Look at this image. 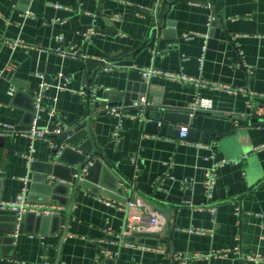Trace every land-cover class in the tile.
Returning <instances> with one entry per match:
<instances>
[{
    "label": "crops",
    "instance_id": "crops-1",
    "mask_svg": "<svg viewBox=\"0 0 264 264\" xmlns=\"http://www.w3.org/2000/svg\"><path fill=\"white\" fill-rule=\"evenodd\" d=\"M67 45L82 56L58 49ZM146 67L194 79L147 81ZM217 85L260 94L252 103L264 110V0H0V122L67 123L74 143L53 136L62 148H98L110 168L95 169L101 189L75 190V165L57 160L50 141L31 151L27 136L0 133V200L25 191L31 204L61 208L24 212L19 232L16 211L1 209L0 264H264V114H251L248 92ZM198 94L212 110H158L155 126L131 110L137 95L191 110ZM106 105L128 113L116 135ZM182 125L196 131L184 141ZM108 198L140 199L157 229L123 234L127 211Z\"/></svg>",
    "mask_w": 264,
    "mask_h": 264
},
{
    "label": "built area",
    "instance_id": "built-area-1",
    "mask_svg": "<svg viewBox=\"0 0 264 264\" xmlns=\"http://www.w3.org/2000/svg\"><path fill=\"white\" fill-rule=\"evenodd\" d=\"M95 32V27L91 26L87 29V31L84 33V38L89 39L91 34ZM187 37L189 35H186ZM59 40H63L62 35H58ZM64 55H71L74 57L77 56H82V53H80L77 49L76 45H67L64 47H59L58 48ZM103 67L105 69H109V64L108 61L103 59ZM143 77L145 80L149 81L152 76L157 75V74H162L170 77H177L183 80H193V77H190L186 74H177L172 71H162L159 69L151 68V67H146L142 69ZM41 77L43 76V73H38ZM60 76H64L63 73H60ZM66 80L70 79V76L65 75L64 76ZM39 90L36 91L37 95H41L42 92H44L47 88V84L42 81L39 85ZM218 87H224L228 89L229 91H246L249 93V96L251 97V100H249V105L251 106L252 115H263L264 110L262 107L260 108H254L253 103H252V97L257 96L260 94H257L256 92L253 91H247V89L243 87H238V86H230V85H217ZM97 87H93V91H96ZM93 93V92H92ZM264 96V95H263ZM142 99L146 101V97L142 96ZM36 107L39 110L41 108L40 103L36 102ZM213 107V102L211 99L207 97H203L200 94H198L193 101L190 104V109H191V114H193L196 111L199 110H212ZM100 110H104L106 112H109L115 116L118 117L119 122L117 124V129L115 131V135L118 134V127L121 125L122 118L124 115H127L125 111L121 107L118 106H112V105H106L103 106ZM51 113H54L53 110H51ZM37 118L39 117V114H37ZM37 118H35L33 124L30 127H17L9 123H4L0 122V133L3 132H16L20 133L22 135L27 136L30 139V148L31 151L34 150V141L37 139H45L50 141V144L53 149H57V151L60 153L61 148H62V140H57L56 138H53V136H65L67 137L71 127L67 123H59L58 126L54 128H50L49 126H40L37 124ZM189 130V127L187 125H182L180 127V135L182 138V141H184L185 136L187 135ZM264 146V145H263ZM27 158L29 162L33 161V155L31 152L28 153ZM225 162H227L226 159H220L217 161V165H223ZM212 175L211 178L207 181V187L208 189L211 188L212 186ZM108 202H112L115 204H118L120 207H123L127 211V220L126 224L123 228V234H131L133 231L141 230L140 228L143 227V225H147L146 228L149 231H154L157 229L158 224H159V218L157 215L154 214H148L143 203L141 202L140 199H130L126 203H122L117 200H111L107 199ZM3 208H9V209H14L16 211V216H17V232L20 231L21 229V218L24 212L26 211H34L37 213H43L46 215L58 212L61 208L55 206V205H43V204H31L27 201L26 199V194L25 191H22L15 200L12 201H7V200H0V210ZM146 221V223H144ZM254 258V256H252Z\"/></svg>",
    "mask_w": 264,
    "mask_h": 264
},
{
    "label": "water",
    "instance_id": "water-1",
    "mask_svg": "<svg viewBox=\"0 0 264 264\" xmlns=\"http://www.w3.org/2000/svg\"><path fill=\"white\" fill-rule=\"evenodd\" d=\"M33 99V98H32ZM137 106L134 107L133 109H131L133 112H140L142 111V116H143V120L146 126H155L157 124L156 121H153L151 118L154 116H160V112L158 113L157 111H164L166 110H175V111H182L183 113H186L190 116L191 110L189 109H172L171 107H164V106H160V107H152L150 105L147 104V100L144 101L142 99V95H137L136 96V101ZM33 116L35 115L36 112V107L35 104L33 102ZM162 115V114H161ZM187 120V117H185L184 121L181 122H185ZM32 122V121H31ZM31 122L29 121V124L27 126H23V127H30L31 126ZM178 122V121H177ZM180 122V121H179ZM178 122V123H179ZM165 126V123H162V128ZM85 125L82 124V126H80L78 129L80 128H84ZM77 129V130H78ZM195 129L193 127L190 128V130H188V134L189 135H193L195 133ZM74 132L69 133L68 137H66L65 141L67 143H74L72 140V135ZM91 142V140L89 139L88 142ZM69 145H66L62 148L61 152L59 153L57 151V149H54V157H56L57 160L59 161H66L69 163H72L75 165V190H78L80 187L82 188H90L91 190H94L95 187L98 188H102L104 185L103 183H101L99 181V178L95 176V169L97 167H102L103 170H107L110 171L109 166L106 165L105 160L102 159V152L100 149H91L90 151L85 150L83 148H80L81 151H75L74 149H72ZM75 145V144H74ZM69 151H75V154L77 155L76 159L74 161H71L67 158V154ZM33 164V163H32ZM51 167H54L55 165H57V163L53 162V163H49ZM52 172V171H49ZM73 176V178H74ZM72 178V180H73ZM117 187L115 189H113L112 193H109L111 196L115 197V199L117 197H119V195L116 193L119 189V185L117 182ZM38 217H41V215L39 214Z\"/></svg>",
    "mask_w": 264,
    "mask_h": 264
}]
</instances>
